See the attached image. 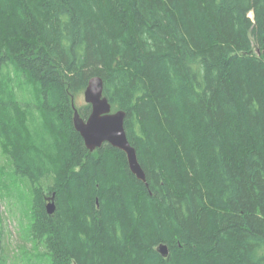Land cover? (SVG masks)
Masks as SVG:
<instances>
[{
  "label": "trees",
  "instance_id": "obj_1",
  "mask_svg": "<svg viewBox=\"0 0 264 264\" xmlns=\"http://www.w3.org/2000/svg\"><path fill=\"white\" fill-rule=\"evenodd\" d=\"M263 22L264 0H0V143L49 264H264ZM93 76L144 181L74 128Z\"/></svg>",
  "mask_w": 264,
  "mask_h": 264
},
{
  "label": "rangeland",
  "instance_id": "obj_2",
  "mask_svg": "<svg viewBox=\"0 0 264 264\" xmlns=\"http://www.w3.org/2000/svg\"><path fill=\"white\" fill-rule=\"evenodd\" d=\"M85 104L82 91L76 97V106ZM29 199L28 183L14 175L0 143V227L8 264H49L46 250L29 235Z\"/></svg>",
  "mask_w": 264,
  "mask_h": 264
},
{
  "label": "water",
  "instance_id": "obj_3",
  "mask_svg": "<svg viewBox=\"0 0 264 264\" xmlns=\"http://www.w3.org/2000/svg\"><path fill=\"white\" fill-rule=\"evenodd\" d=\"M83 94L85 102L91 107V111L84 119L80 116L78 109L75 108L73 124L83 138L86 147L93 151L100 148L103 143H109L122 150L127 156L131 172L144 181V171L138 162L135 148L128 141L125 132V112L123 110L112 111L110 102L103 94L102 78L100 76L91 77ZM46 208L47 212L52 214L55 209L53 201L50 200ZM157 251L163 256L168 254V248L165 244H160Z\"/></svg>",
  "mask_w": 264,
  "mask_h": 264
}]
</instances>
